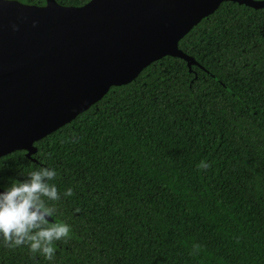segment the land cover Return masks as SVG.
Wrapping results in <instances>:
<instances>
[{"label": "trees", "instance_id": "trees-1", "mask_svg": "<svg viewBox=\"0 0 264 264\" xmlns=\"http://www.w3.org/2000/svg\"><path fill=\"white\" fill-rule=\"evenodd\" d=\"M177 48L195 64L165 55L31 158L0 156L1 190L55 168L53 219L70 225L52 260L0 243V264H264V8L222 2Z\"/></svg>", "mask_w": 264, "mask_h": 264}, {"label": "water", "instance_id": "water-1", "mask_svg": "<svg viewBox=\"0 0 264 264\" xmlns=\"http://www.w3.org/2000/svg\"><path fill=\"white\" fill-rule=\"evenodd\" d=\"M225 1L264 8V0H0V156L31 158L34 142L165 55L195 64L177 42Z\"/></svg>", "mask_w": 264, "mask_h": 264}, {"label": "clouds", "instance_id": "clouds-1", "mask_svg": "<svg viewBox=\"0 0 264 264\" xmlns=\"http://www.w3.org/2000/svg\"><path fill=\"white\" fill-rule=\"evenodd\" d=\"M209 163L201 161L199 168L207 169ZM56 169L41 166L27 174L23 181H12L0 191V243L8 248L27 246L31 253H39L52 260L56 252L54 242L66 239L70 225L53 219L52 203L60 194L54 183ZM67 189L64 195H71ZM51 218V220H49ZM199 244L193 249L198 250Z\"/></svg>", "mask_w": 264, "mask_h": 264}, {"label": "flooded vegetation", "instance_id": "flooded-vegetation-1", "mask_svg": "<svg viewBox=\"0 0 264 264\" xmlns=\"http://www.w3.org/2000/svg\"><path fill=\"white\" fill-rule=\"evenodd\" d=\"M24 154H25V152H24Z\"/></svg>", "mask_w": 264, "mask_h": 264}]
</instances>
